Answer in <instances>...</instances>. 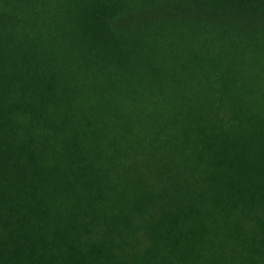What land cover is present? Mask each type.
<instances>
[{
	"label": "trees",
	"instance_id": "trees-1",
	"mask_svg": "<svg viewBox=\"0 0 264 264\" xmlns=\"http://www.w3.org/2000/svg\"><path fill=\"white\" fill-rule=\"evenodd\" d=\"M0 264H264V0H0Z\"/></svg>",
	"mask_w": 264,
	"mask_h": 264
}]
</instances>
